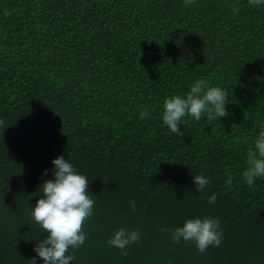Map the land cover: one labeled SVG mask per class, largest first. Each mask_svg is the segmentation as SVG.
<instances>
[{
	"label": "trees",
	"instance_id": "1",
	"mask_svg": "<svg viewBox=\"0 0 264 264\" xmlns=\"http://www.w3.org/2000/svg\"><path fill=\"white\" fill-rule=\"evenodd\" d=\"M197 79L228 92V115L172 133L163 101ZM0 120V264H43L29 212L61 155L96 201L71 264H264V177H242L264 125V5L0 0ZM205 215L223 242L203 255L160 231ZM120 228L140 231L127 255L107 243Z\"/></svg>",
	"mask_w": 264,
	"mask_h": 264
},
{
	"label": "clouds",
	"instance_id": "2",
	"mask_svg": "<svg viewBox=\"0 0 264 264\" xmlns=\"http://www.w3.org/2000/svg\"><path fill=\"white\" fill-rule=\"evenodd\" d=\"M196 0H184L185 6H191ZM252 6L264 5V0H248ZM234 13H238V5H230ZM228 92L218 86H210L204 79L195 80L190 90L184 95L165 97L163 101L162 121L168 129L182 135L180 125L185 117L190 116L200 121L207 116L208 120L223 118L228 115ZM141 118L149 116L147 110L140 113ZM4 124L0 120V126ZM52 178L46 180L40 188L43 195L31 208L29 215L47 233L40 239L34 251L43 260V264H71L78 251L88 238L84 226L93 215L96 201L89 191L88 178L80 173L64 156H57L52 161ZM47 170H45V175ZM249 187L254 186L257 178L264 177V125L255 137L253 146L246 152V168L242 173ZM232 176L226 183L231 186ZM193 181L196 192H203L211 183V179L203 173L195 174ZM217 196L213 193L208 202L215 203ZM132 211H136L135 201L130 202ZM161 232H170L173 243L182 240L195 245L200 254H205L209 247H219L223 242V229L219 218L205 215L186 219L182 226L161 227ZM140 242L138 229L120 228L109 238L107 243L127 255L126 249ZM30 264H37L36 257Z\"/></svg>",
	"mask_w": 264,
	"mask_h": 264
}]
</instances>
